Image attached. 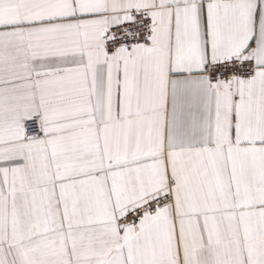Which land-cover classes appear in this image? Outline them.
I'll return each instance as SVG.
<instances>
[{"label": "crops", "instance_id": "crops-1", "mask_svg": "<svg viewBox=\"0 0 264 264\" xmlns=\"http://www.w3.org/2000/svg\"><path fill=\"white\" fill-rule=\"evenodd\" d=\"M240 53L252 78L202 73ZM0 264H264V0H0Z\"/></svg>", "mask_w": 264, "mask_h": 264}, {"label": "built area", "instance_id": "built-area-1", "mask_svg": "<svg viewBox=\"0 0 264 264\" xmlns=\"http://www.w3.org/2000/svg\"><path fill=\"white\" fill-rule=\"evenodd\" d=\"M153 19L147 10H130L125 13L124 21L109 27L102 47L107 54L114 53L118 48L131 49L135 45L147 44L152 39ZM255 60L242 55H232L219 62H208L202 66V73L210 82L231 81L235 79H250L257 72ZM42 118L31 117L22 124L24 139H39L44 137ZM172 193L165 192L151 198V200L138 203V205L125 210L116 222L125 227L137 224L146 215L156 213L160 208L171 204Z\"/></svg>", "mask_w": 264, "mask_h": 264}]
</instances>
